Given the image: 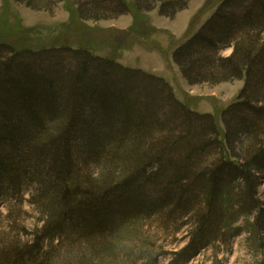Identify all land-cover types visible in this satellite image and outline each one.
<instances>
[{
    "label": "trees",
    "instance_id": "trees-1",
    "mask_svg": "<svg viewBox=\"0 0 264 264\" xmlns=\"http://www.w3.org/2000/svg\"><path fill=\"white\" fill-rule=\"evenodd\" d=\"M73 2L84 18L128 7ZM187 4L166 0L160 13ZM173 55L189 83L244 79L221 113L223 134L215 114L191 109L161 76L88 47L0 43V184L12 196L35 186L44 216L33 242H0V264H40L46 242L91 240L155 215L194 220L172 264L242 233L264 243V0H222Z\"/></svg>",
    "mask_w": 264,
    "mask_h": 264
},
{
    "label": "rangeland",
    "instance_id": "rangeland-1",
    "mask_svg": "<svg viewBox=\"0 0 264 264\" xmlns=\"http://www.w3.org/2000/svg\"><path fill=\"white\" fill-rule=\"evenodd\" d=\"M124 13L108 12L99 18H84L73 0H0V43L39 50L70 45L88 47L95 54L116 58L125 66L161 76L177 98L201 113L215 114L224 133L221 113L244 87V79L219 83H189L174 60L175 49L190 38L216 11L222 0H187L173 17L160 13L166 0H124ZM233 47L222 55L230 56ZM102 174L94 167V176ZM259 198L264 201V176ZM0 184V242L19 245L34 241L44 216L33 200L35 186L17 196L8 195ZM241 223V222H240ZM194 220L164 215L133 218L119 230L91 240L46 242L49 252L40 264H172L175 253L188 240ZM242 224V223H241ZM255 248L247 233L232 243L214 242L187 264H264V243Z\"/></svg>",
    "mask_w": 264,
    "mask_h": 264
}]
</instances>
